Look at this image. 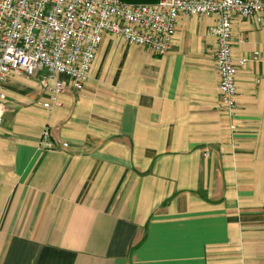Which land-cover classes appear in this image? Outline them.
<instances>
[{
    "label": "crops",
    "instance_id": "0c3cea01",
    "mask_svg": "<svg viewBox=\"0 0 264 264\" xmlns=\"http://www.w3.org/2000/svg\"><path fill=\"white\" fill-rule=\"evenodd\" d=\"M216 22L163 55L104 34L48 109L43 73L1 83L0 264H264V25L231 15L230 116Z\"/></svg>",
    "mask_w": 264,
    "mask_h": 264
},
{
    "label": "built area",
    "instance_id": "2783aa9c",
    "mask_svg": "<svg viewBox=\"0 0 264 264\" xmlns=\"http://www.w3.org/2000/svg\"><path fill=\"white\" fill-rule=\"evenodd\" d=\"M217 15V49L220 107L233 115L236 104V67L231 57V15L253 18L264 25V0H157L152 4L120 0H0V87L12 74L43 73L50 108L64 90H81L87 81L104 34L126 43L165 54L179 15ZM240 59V62H245ZM0 92V122L5 111ZM48 135L47 129L42 137Z\"/></svg>",
    "mask_w": 264,
    "mask_h": 264
},
{
    "label": "trees",
    "instance_id": "16d2710c",
    "mask_svg": "<svg viewBox=\"0 0 264 264\" xmlns=\"http://www.w3.org/2000/svg\"><path fill=\"white\" fill-rule=\"evenodd\" d=\"M126 3H144V4H151L155 3L157 0H120Z\"/></svg>",
    "mask_w": 264,
    "mask_h": 264
}]
</instances>
